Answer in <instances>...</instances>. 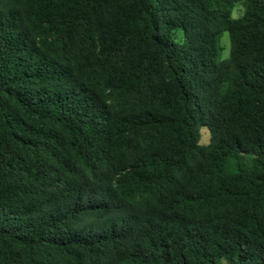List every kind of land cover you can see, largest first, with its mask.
I'll return each mask as SVG.
<instances>
[{
	"label": "trees",
	"instance_id": "16d2710c",
	"mask_svg": "<svg viewBox=\"0 0 264 264\" xmlns=\"http://www.w3.org/2000/svg\"><path fill=\"white\" fill-rule=\"evenodd\" d=\"M223 261L264 264V0H0V264Z\"/></svg>",
	"mask_w": 264,
	"mask_h": 264
},
{
	"label": "rangeland",
	"instance_id": "374dc122",
	"mask_svg": "<svg viewBox=\"0 0 264 264\" xmlns=\"http://www.w3.org/2000/svg\"><path fill=\"white\" fill-rule=\"evenodd\" d=\"M243 12V7L241 4H237L235 8L233 9V16H240ZM220 45L222 47V52H221V58H226L228 56L229 50H230V40H229V35L227 32H225L222 37L220 38ZM201 139L200 143L201 144H207L210 139V134L207 128L203 127L201 128ZM222 264H225L223 261Z\"/></svg>",
	"mask_w": 264,
	"mask_h": 264
}]
</instances>
